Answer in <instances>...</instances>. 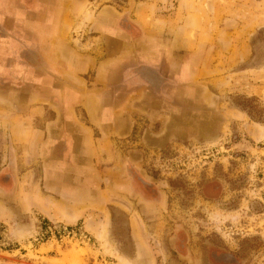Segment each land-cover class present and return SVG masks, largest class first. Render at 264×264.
Returning a JSON list of instances; mask_svg holds the SVG:
<instances>
[{"label":"rangeland","instance_id":"obj_1","mask_svg":"<svg viewBox=\"0 0 264 264\" xmlns=\"http://www.w3.org/2000/svg\"><path fill=\"white\" fill-rule=\"evenodd\" d=\"M105 4L136 7L150 28L192 41L216 37L215 119L185 133L137 124L110 154L113 172L122 158L137 180L135 192H110L107 206L89 211L43 195L27 165L0 168L15 182L13 195L0 188V264H264V0H91L85 19ZM12 156L23 164L29 155Z\"/></svg>","mask_w":264,"mask_h":264},{"label":"crops","instance_id":"obj_2","mask_svg":"<svg viewBox=\"0 0 264 264\" xmlns=\"http://www.w3.org/2000/svg\"><path fill=\"white\" fill-rule=\"evenodd\" d=\"M89 4L0 0V168L27 165L41 193L72 212L135 192L125 162L113 172L110 154L137 124L185 133L214 121L207 115L219 106L210 90L219 81L216 37L150 28L136 7L105 4L85 19ZM16 152L28 160L18 164Z\"/></svg>","mask_w":264,"mask_h":264},{"label":"built area","instance_id":"obj_3","mask_svg":"<svg viewBox=\"0 0 264 264\" xmlns=\"http://www.w3.org/2000/svg\"><path fill=\"white\" fill-rule=\"evenodd\" d=\"M64 230H66V227H63ZM60 230H56L57 234ZM53 236H56L54 230L52 231ZM68 233H72V237H77V239H81L82 241H90V237L87 236V234L84 231H79L78 233L74 232L73 229L69 230ZM78 234V235H77Z\"/></svg>","mask_w":264,"mask_h":264},{"label":"trees","instance_id":"obj_4","mask_svg":"<svg viewBox=\"0 0 264 264\" xmlns=\"http://www.w3.org/2000/svg\"><path fill=\"white\" fill-rule=\"evenodd\" d=\"M4 178H5V175L2 174V175L0 176V188H1L2 190H4V191L7 192V191H10V190L12 189V187H13V185H14V183H15V182L13 181L14 177L12 176V181H13L12 184H13V185H12L11 188L9 187V186H10V185H9L10 180H5Z\"/></svg>","mask_w":264,"mask_h":264},{"label":"bare ground","instance_id":"obj_5","mask_svg":"<svg viewBox=\"0 0 264 264\" xmlns=\"http://www.w3.org/2000/svg\"><path fill=\"white\" fill-rule=\"evenodd\" d=\"M132 223V229L134 233H139L140 231V227H141V222H139L138 218H132L131 220Z\"/></svg>","mask_w":264,"mask_h":264},{"label":"flooded vegetation","instance_id":"obj_6","mask_svg":"<svg viewBox=\"0 0 264 264\" xmlns=\"http://www.w3.org/2000/svg\"><path fill=\"white\" fill-rule=\"evenodd\" d=\"M130 174V173H129ZM130 177H132L133 178V180H135L136 182H137V180L134 178V176L133 175H131L130 174ZM141 182V181H140ZM138 183V182H137Z\"/></svg>","mask_w":264,"mask_h":264}]
</instances>
